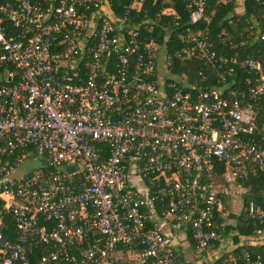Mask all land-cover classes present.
Masks as SVG:
<instances>
[{"label": "built area", "instance_id": "2783aa9c", "mask_svg": "<svg viewBox=\"0 0 264 264\" xmlns=\"http://www.w3.org/2000/svg\"><path fill=\"white\" fill-rule=\"evenodd\" d=\"M145 2L131 0L128 11ZM206 5L192 0L193 23L211 22ZM110 7L0 0V199L16 228L6 236L0 208V264H188L153 219L190 233L206 257L222 240L216 219L226 217L230 187L264 177V122L259 128L252 102L264 96L260 62H243L255 75L237 92L245 103L216 89L184 91L160 75L152 82L158 43L141 41L140 24ZM194 39L186 58L225 72L237 62L203 32ZM28 158L41 166L13 178ZM262 202L245 207L255 225L264 222V191ZM240 260L231 253L206 264H264L248 253Z\"/></svg>", "mask_w": 264, "mask_h": 264}, {"label": "trees", "instance_id": "16d2710c", "mask_svg": "<svg viewBox=\"0 0 264 264\" xmlns=\"http://www.w3.org/2000/svg\"><path fill=\"white\" fill-rule=\"evenodd\" d=\"M54 1L56 2V0ZM109 2L111 5L110 9L115 12L114 16L118 20L125 18L128 23L133 22L134 25L140 24L138 33L141 41L146 42L150 39H155L158 43V54L164 58V66L167 65V67L162 69L158 65V70L155 76L150 78V81L158 82V77L162 73L160 71L163 70L166 74H172L178 78V80L165 78L166 82H173L178 89L194 94L202 90L216 89L224 97L228 98L231 103L237 99L243 103L247 101L246 98L238 96L237 92L241 90L248 91L246 81L255 75H250L243 62L249 58L259 62L263 61L264 43L261 41L260 36L264 33V26L259 36L255 39L257 28H250L251 25L246 23L247 19L255 14H259L264 18V0H245L246 12L241 17H237L235 12L236 0H222L220 4H218L217 0H207V11L210 14H212V11H215L209 24L205 22L193 23L190 20L192 11L190 5L192 0H146L143 10L139 13L128 11L131 0H109ZM48 5H44V7L47 8ZM167 9L174 11L175 14L163 15V11ZM230 14H232L233 19H240L237 25L241 29L244 30V26L248 28V31H245V36L255 39L253 46L238 45L234 47L235 42L225 40L226 36L224 35L228 34H222L225 29L232 35V24H230V18L228 19ZM240 21L245 23L242 25ZM129 28L133 29V27ZM124 32L126 33V30ZM200 32L204 33L207 43L212 45L213 50L217 54L236 59L237 62L235 64L228 66L229 71L225 72L224 69H219L212 62L207 61V59H200L198 57H192V59L186 58L185 50L195 44L194 37ZM241 41L242 39L239 40V43ZM156 84L159 85V83ZM252 102L255 105L257 113L256 121L260 128L264 122V96ZM8 161L10 164H13L15 158H9ZM222 171L224 169L219 167V172L222 173ZM240 185L246 189L243 196L244 209L250 201H256L259 205H263V176H253L249 181L241 182ZM4 205L5 202L0 199V208L3 209V220L6 224V236L13 238L16 235L14 218L10 212L5 210ZM157 205L160 206L159 201ZM232 217L236 218L238 222L237 226L232 225L231 227H235L237 232H240V235L245 236V239L256 237L264 240V222L255 225L246 218L245 211L240 216ZM219 223L221 221L216 219V224ZM259 231L261 233H258ZM240 238L239 234L235 237L236 244L242 241V239L240 241ZM246 253L253 258L258 256L264 257V244L257 247L245 246L233 254L239 256L240 262H242L246 259ZM40 254L41 250H37L35 256L31 257L32 261L37 260Z\"/></svg>", "mask_w": 264, "mask_h": 264}, {"label": "crops", "instance_id": "0c3cea01", "mask_svg": "<svg viewBox=\"0 0 264 264\" xmlns=\"http://www.w3.org/2000/svg\"><path fill=\"white\" fill-rule=\"evenodd\" d=\"M235 12L237 17H241L246 12V6H245V0H236V7ZM230 18V24H232V35L231 33L225 29L222 34H225L227 41H233L236 44H234V47H237L238 45L244 46L247 45V47L253 46L255 39L259 36L260 31L262 27L264 26V21H262L264 18L260 16L259 14L252 15L251 18L247 19L246 24H250V28H257V33H255V39L250 38L249 36H245V31H248V28L244 26V30L240 28V26L237 25L240 19L232 18V14L228 16V19ZM240 23H242L240 21ZM245 23V22H243ZM242 23V25H243ZM242 39V41L239 43V40ZM161 62L164 63V58L159 55L158 59V65L160 66ZM260 64L262 66V69L264 70V59L263 61H260ZM164 69V65L161 67ZM161 72H164L161 70ZM226 88V87H225ZM19 171V170H18ZM20 177L18 175V172L13 175V178ZM130 181L134 185H137L139 187H143V183L141 179L137 176V174L131 173L130 175ZM243 192H241L240 190ZM231 195L225 199V214L226 217L220 218L218 225L222 227V240L218 243H216L214 249L210 252L209 255L206 257H200L199 253L195 250L194 241L192 239V236L187 231L183 232L180 230H177L174 228L171 224L165 223L160 219L159 216L155 217L153 219L154 226H157L159 229H161L164 233L169 235L174 239V241L177 240L178 244H174L175 251L179 259L186 261L188 264H206L209 260H218L223 257L228 256L231 253H234L235 251H238L239 249H242L245 246H251V247H257L262 244H264V240H261V238L256 237H249L245 239L244 235H240V232H237L235 227H231L232 225L237 226L238 220L232 216H240L244 209L243 200H242V194H244L245 188H243L240 184H234L230 187ZM232 211V213L230 212ZM229 228L227 229V227ZM226 227V229H225ZM239 234L240 241H242L238 244H236L235 237Z\"/></svg>", "mask_w": 264, "mask_h": 264}, {"label": "rangeland", "instance_id": "374dc122", "mask_svg": "<svg viewBox=\"0 0 264 264\" xmlns=\"http://www.w3.org/2000/svg\"><path fill=\"white\" fill-rule=\"evenodd\" d=\"M169 11V9H167V10H164L163 12H165V13H167ZM164 65V63L163 62H161V64H160V68L162 67ZM165 72V71H164ZM164 72H162L161 74H160V76L163 78V79H165L166 77L165 76H168V78L170 77L171 79H174V80H178V78L176 77V76H174V75H172V74H166V72L164 73ZM41 161L40 160H32V159H27V160H25L23 163H22V165H21V167H20V169H19V171H18V175L19 176H22V175H24V174H26V173H29V172H31V171H33L34 169H36L37 167H39V166H41ZM240 190V189H239ZM241 192H243L242 190H240ZM246 190H244V192H245ZM245 194H242V200H243V196H244ZM230 212L232 213V211L230 210ZM172 238V237H171ZM172 240H173V243L176 245V244H178L177 243V240L176 241H174V239L172 238Z\"/></svg>", "mask_w": 264, "mask_h": 264}]
</instances>
